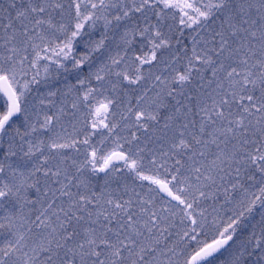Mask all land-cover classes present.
<instances>
[{
  "label": "snow or ice",
  "instance_id": "1",
  "mask_svg": "<svg viewBox=\"0 0 264 264\" xmlns=\"http://www.w3.org/2000/svg\"><path fill=\"white\" fill-rule=\"evenodd\" d=\"M0 264H264V0H0Z\"/></svg>",
  "mask_w": 264,
  "mask_h": 264
}]
</instances>
